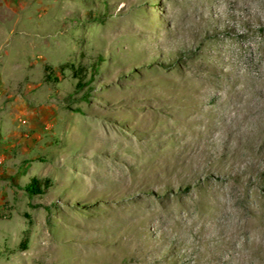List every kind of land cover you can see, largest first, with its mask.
I'll return each instance as SVG.
<instances>
[{"label":"rangeland","instance_id":"obj_1","mask_svg":"<svg viewBox=\"0 0 264 264\" xmlns=\"http://www.w3.org/2000/svg\"><path fill=\"white\" fill-rule=\"evenodd\" d=\"M236 1L0 0V264H264V0Z\"/></svg>","mask_w":264,"mask_h":264},{"label":"bare ground","instance_id":"obj_2","mask_svg":"<svg viewBox=\"0 0 264 264\" xmlns=\"http://www.w3.org/2000/svg\"><path fill=\"white\" fill-rule=\"evenodd\" d=\"M235 2H237L235 0ZM238 4H241L240 0L238 1ZM261 89V88H260ZM263 90V89H262ZM238 95H240L238 93ZM263 95V94H262ZM194 109V108H193ZM190 114V113H189ZM239 114V113H238ZM237 114V115H238ZM161 115V114H160ZM152 116L158 117V112L153 111V112H148L146 117L152 118ZM159 119L162 121V124H166L167 121L169 120V118L167 116H159ZM161 123L157 126V127H153V126H149L147 123L144 124L145 128H163V125ZM154 125V124H152ZM170 125V124H169ZM97 126V125H96ZM165 127V126H164ZM166 128V127H165ZM98 129V128H97ZM86 130V129H85ZM98 134L105 140H107L109 143H113V142H120L121 146L124 148L129 147V149L134 150L136 153H138L139 157L140 156H145V155H149L151 154L150 152L153 150L151 146L146 144H140V143H136V142H132L131 139L129 138V140H127V142H124L125 140L122 139V136L118 133H116L114 131L113 128H99L98 129ZM138 145V146H137ZM156 147V146H153ZM199 147V145H198ZM197 147V148H198ZM128 149V148H127ZM175 152L177 154L182 153L184 155L185 151L184 148L181 145H176L175 147ZM186 150V149H185ZM128 151V150H127ZM186 151H189L188 149ZM198 151V150H197ZM181 156V154H180ZM199 156V155H198ZM145 158V157H144ZM149 157L147 156V159ZM95 160L97 159H102L99 157L94 158ZM130 159V158H129ZM136 159V157H135ZM152 160V159H151ZM150 161V160H149ZM126 166L130 167V169L132 170V168H135L137 173L139 175H143L145 172L148 171V168L151 167L150 163L147 162H141L140 160H133V161H125ZM122 169V168H121ZM120 169V170H121ZM124 169V168H123ZM151 169V168H150ZM129 170V169H128ZM125 174V173H124ZM146 176V175H145ZM148 176V175H147Z\"/></svg>","mask_w":264,"mask_h":264},{"label":"trees","instance_id":"obj_3","mask_svg":"<svg viewBox=\"0 0 264 264\" xmlns=\"http://www.w3.org/2000/svg\"><path fill=\"white\" fill-rule=\"evenodd\" d=\"M74 70L75 75L78 76V69L75 68L74 66H71ZM50 66H46V75L45 78L46 80H58L59 78L56 76H53L52 72H48L50 71ZM90 81L87 80H83V78L79 77V81L77 83V89L81 90L83 88H85L87 85H89ZM52 180L48 177L45 178H38V177H33L30 181V183L28 185H26V187L31 191V193H45L47 192L51 187H52Z\"/></svg>","mask_w":264,"mask_h":264}]
</instances>
